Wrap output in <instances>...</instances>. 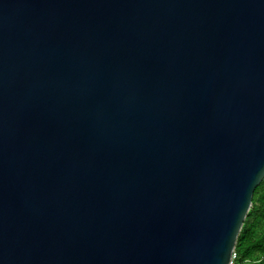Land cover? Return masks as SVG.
I'll return each mask as SVG.
<instances>
[{
  "label": "water",
  "instance_id": "water-1",
  "mask_svg": "<svg viewBox=\"0 0 264 264\" xmlns=\"http://www.w3.org/2000/svg\"><path fill=\"white\" fill-rule=\"evenodd\" d=\"M264 180V0H0V264H229Z\"/></svg>",
  "mask_w": 264,
  "mask_h": 264
},
{
  "label": "trees",
  "instance_id": "trees-1",
  "mask_svg": "<svg viewBox=\"0 0 264 264\" xmlns=\"http://www.w3.org/2000/svg\"><path fill=\"white\" fill-rule=\"evenodd\" d=\"M235 253L237 264H264V180L254 191Z\"/></svg>",
  "mask_w": 264,
  "mask_h": 264
},
{
  "label": "built area",
  "instance_id": "built-area-1",
  "mask_svg": "<svg viewBox=\"0 0 264 264\" xmlns=\"http://www.w3.org/2000/svg\"><path fill=\"white\" fill-rule=\"evenodd\" d=\"M236 257H237V255H236V253H235V251H234V253H233V255H232V259H231V261H230V263L229 264H237L236 263Z\"/></svg>",
  "mask_w": 264,
  "mask_h": 264
}]
</instances>
